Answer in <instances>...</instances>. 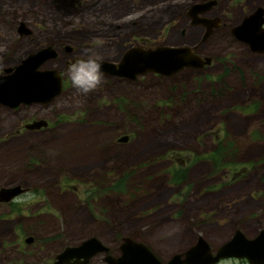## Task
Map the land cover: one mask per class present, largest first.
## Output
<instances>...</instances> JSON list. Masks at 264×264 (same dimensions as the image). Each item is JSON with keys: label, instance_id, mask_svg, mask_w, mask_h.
I'll list each match as a JSON object with an SVG mask.
<instances>
[{"label": "rangeland", "instance_id": "rangeland-1", "mask_svg": "<svg viewBox=\"0 0 264 264\" xmlns=\"http://www.w3.org/2000/svg\"><path fill=\"white\" fill-rule=\"evenodd\" d=\"M206 1L215 3L199 16L218 22L205 37L186 12ZM257 8L264 0H0V72L51 46L39 69L63 78L47 103L0 105V188H26L24 212L0 203V264H53L91 236L114 253L131 236L167 260L198 237L215 250L236 229L264 228V52L231 33ZM137 45L189 46L209 63L169 76L104 73L77 95L65 73L84 47L117 63ZM220 140L230 156L221 168L209 157ZM89 264H104L102 252Z\"/></svg>", "mask_w": 264, "mask_h": 264}, {"label": "water", "instance_id": "water-1", "mask_svg": "<svg viewBox=\"0 0 264 264\" xmlns=\"http://www.w3.org/2000/svg\"><path fill=\"white\" fill-rule=\"evenodd\" d=\"M215 2L206 1L191 5L186 15L191 22L201 23L207 27L205 37L211 28L217 25L218 19L199 16L208 10ZM262 14V15H261ZM18 31L28 34L29 30L23 22ZM232 35L248 45L254 52H264V17L263 8L243 17L241 22L231 29ZM56 52L51 46L40 48L29 53L14 67L3 69L0 75V104L15 108L20 104L47 103L57 96L63 87L62 76L56 70H41L40 65L47 59L55 57ZM103 61L102 71L119 77L135 78L137 75L154 73L169 76L184 68H199L209 63L208 58H202L189 46H158L128 48L117 63ZM46 121H35L26 124L27 128L45 126ZM119 140H126L121 137ZM23 188V187H22ZM25 191L19 185L0 188V202L11 200ZM32 237H26L25 242L31 243ZM122 253L117 258L108 257L109 264H216L225 258H244L249 264H264V228L255 236L247 237L236 229L228 240L223 242L213 253L203 237L185 251L174 253L168 260H161L143 242L125 237L121 244ZM108 250L94 236L84 239L79 245L68 246L57 255V263L85 264L97 253ZM75 258L73 262H69Z\"/></svg>", "mask_w": 264, "mask_h": 264}, {"label": "clouds", "instance_id": "clouds-1", "mask_svg": "<svg viewBox=\"0 0 264 264\" xmlns=\"http://www.w3.org/2000/svg\"><path fill=\"white\" fill-rule=\"evenodd\" d=\"M104 41L94 38L93 44L102 45ZM103 61L90 47H84L81 58L68 65L66 75L77 95H87L97 90L104 82Z\"/></svg>", "mask_w": 264, "mask_h": 264}, {"label": "flooded vegetation", "instance_id": "flooded-vegetation-1", "mask_svg": "<svg viewBox=\"0 0 264 264\" xmlns=\"http://www.w3.org/2000/svg\"><path fill=\"white\" fill-rule=\"evenodd\" d=\"M257 10V9H256ZM254 12V11H253ZM252 13V12H251ZM248 14H250V13H248ZM248 14H246V15H248ZM245 15V16H246ZM262 15V14H261ZM263 17H264V9H263ZM140 46V45H139ZM142 47V46H141ZM1 74H5V72H4V70H1V72H0V75ZM62 80H63V78H62ZM0 105H3V104H0ZM22 105H25V104H22ZM3 106H6V105H3ZM6 107H8V108H10L9 106H6ZM18 107V106H17ZM16 108V107H15ZM12 109V108H11ZM20 128L19 129H17L16 130V132L17 133H19L20 132ZM8 187H11V186H8ZM25 191H26V188H25ZM24 191V192H25ZM24 192H22V193H19V194H17L16 196H14L11 200H9V201H5V202H0L1 204H5L6 205V207H7V214H9L10 212H12V213H15V214H20V213H22V212H24L25 210H26V207L24 206V205H19V202H18V198H20V196H22V194H24ZM5 211V210H4ZM4 211H3V213L2 214H4ZM256 234H253V236H255ZM247 236V235H246ZM253 236H247V237H253ZM131 237V236H130ZM133 240H135V241H139V242H143V241H141V240H137V239H135V238H133V237H131ZM24 242H25V239H24ZM34 242V239H32V242L31 243H33ZM26 243V242H25ZM30 243V244H31ZM144 244H146L145 242H143ZM121 244L122 243H120L119 245H118V248H117V253H114L112 250H111V248L110 247H107L108 248V250H106V251H103L102 252V261H103V263L104 264H109V262H108V260H107V258L108 257H112V258H117L121 253H122V250H121ZM148 247H150L151 248V250L154 252V250L152 249V247L150 246V245H148V244H146ZM59 253H61V252H59ZM59 253L57 254V255H59ZM99 253H97V254H95V255H98ZM156 254V253H155ZM56 255V256H57ZM95 255L94 256H92L88 261H87V263H85V264H89L90 263V261H91V259H93V257H95ZM157 255V254H156ZM158 256V255H157ZM75 260V258H72L69 262H73ZM224 261H232V262H236L237 264H249L248 262H247V260L246 259H244V258H234V257H230V258H225V259H222V260H220V262H224ZM219 262V263H220ZM55 263H57V261L56 262H53V264H55ZM219 263H217V264H219ZM61 264H69V263H67V262H62Z\"/></svg>", "mask_w": 264, "mask_h": 264}, {"label": "trees", "instance_id": "trees-1", "mask_svg": "<svg viewBox=\"0 0 264 264\" xmlns=\"http://www.w3.org/2000/svg\"><path fill=\"white\" fill-rule=\"evenodd\" d=\"M224 140H220L216 147L215 150L213 152L210 153V159H213V164L214 166H218L221 168V165H223V161L226 159H230V156L225 152L228 147L227 145H224ZM231 162H227L225 163L226 165H229ZM178 170H182V169H174L172 168L173 172V179H180L179 182L185 180L186 175H187V170H182V171H178ZM171 171V172H172ZM122 186V185H120Z\"/></svg>", "mask_w": 264, "mask_h": 264}]
</instances>
